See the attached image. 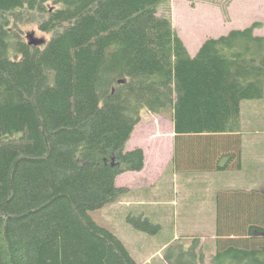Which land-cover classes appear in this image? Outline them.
<instances>
[{
    "label": "trees",
    "instance_id": "16d2710c",
    "mask_svg": "<svg viewBox=\"0 0 264 264\" xmlns=\"http://www.w3.org/2000/svg\"><path fill=\"white\" fill-rule=\"evenodd\" d=\"M169 1L0 0V264H144L91 215L127 190L119 174L144 167V149H127L142 112L174 122L178 154L187 134L241 131L242 101L264 95L263 22L191 54L171 7L160 13ZM30 23L46 35L36 44ZM221 150L238 158L234 139ZM250 200L220 218L212 264H264V194ZM201 237L170 244L165 261L205 264Z\"/></svg>",
    "mask_w": 264,
    "mask_h": 264
},
{
    "label": "crops",
    "instance_id": "0c3cea01",
    "mask_svg": "<svg viewBox=\"0 0 264 264\" xmlns=\"http://www.w3.org/2000/svg\"><path fill=\"white\" fill-rule=\"evenodd\" d=\"M149 113L142 115L127 144L128 150L144 149V167L119 174L116 184L127 190L117 201L102 208L108 222L105 225L111 227L132 256L144 264L150 263L170 244L221 231L220 218L228 207H238L240 200L245 197L250 200L253 194H264V95L242 101V129L236 136L218 135V140L208 142L187 134L186 154L176 153L173 121L169 132L171 146L148 149L144 141L136 138L140 132L145 135L144 128L151 132L149 136L163 137L164 129L152 134L148 122L160 123L159 119H164ZM233 139L239 155L229 162L230 156L225 154L229 151L223 153L221 146H230ZM212 141H215V150H212ZM129 216L148 217L159 225V230L148 233L130 226L127 224ZM119 225L124 229L121 235L116 227ZM159 236L164 237L163 241L161 239L160 245L153 244L152 239ZM182 248H186V244L183 243Z\"/></svg>",
    "mask_w": 264,
    "mask_h": 264
},
{
    "label": "rangeland",
    "instance_id": "374dc122",
    "mask_svg": "<svg viewBox=\"0 0 264 264\" xmlns=\"http://www.w3.org/2000/svg\"><path fill=\"white\" fill-rule=\"evenodd\" d=\"M170 7V14L172 16L175 30L183 39L191 54H194L197 46L204 42L208 37H217L226 34L234 28L247 27L254 21L263 22V26L256 29L255 33L260 35L264 34V0H170L160 8V13L165 15L168 14ZM24 28L28 39L31 34L37 40L46 37L44 33L38 30L37 25L35 24H27ZM146 114L150 113L145 110L142 114L143 117L146 116ZM155 116H157V114ZM160 118H163L164 120L159 119L160 123H158V121L155 123V121L150 120L148 124H150L152 128V130L149 128L153 132L152 134L160 128H163V137L155 138V136H149V133L151 134V132L145 128V135L142 136V132H140L136 137L137 139L144 141L148 149H153L155 147L160 149L163 146H171L169 132L172 129V120L166 119L164 116ZM91 215L100 223L106 224V213L103 209L92 211ZM127 224L132 226L131 223ZM116 227L121 231L119 234L121 235L124 229L121 228L120 225ZM218 233L219 232L217 231L206 233L204 237L201 238L202 240L200 244L203 245L202 248L207 251L205 264H212L211 251L216 250L215 247L218 245ZM160 236L158 239H152L153 244L157 245L158 243L160 245L161 239L163 241L164 238ZM125 237L127 238L126 235ZM181 242L186 244V247L191 245V240H182ZM164 252L165 251L163 250V252L154 257L151 262H153V264H170L165 261L163 256Z\"/></svg>",
    "mask_w": 264,
    "mask_h": 264
},
{
    "label": "water",
    "instance_id": "95a60500",
    "mask_svg": "<svg viewBox=\"0 0 264 264\" xmlns=\"http://www.w3.org/2000/svg\"><path fill=\"white\" fill-rule=\"evenodd\" d=\"M38 40L35 39L32 34L29 35V42H30V44H36L38 42Z\"/></svg>",
    "mask_w": 264,
    "mask_h": 264
}]
</instances>
